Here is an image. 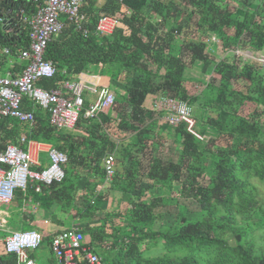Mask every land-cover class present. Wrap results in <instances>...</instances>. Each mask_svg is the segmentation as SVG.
I'll use <instances>...</instances> for the list:
<instances>
[{
    "label": "trees",
    "instance_id": "obj_1",
    "mask_svg": "<svg viewBox=\"0 0 264 264\" xmlns=\"http://www.w3.org/2000/svg\"><path fill=\"white\" fill-rule=\"evenodd\" d=\"M42 2L16 0L6 33L0 24V54L6 48L14 57L28 48L23 15ZM79 12L81 30L64 19L63 30L48 42L43 60L53 64L55 74L37 85L53 90L90 67L105 68L107 86H116L121 95L100 124L79 119L71 130L84 123L102 141L98 130L104 125L115 129L119 143L121 131L127 130L138 139L153 140L157 127L144 123L150 113L143 105L160 95L183 103L194 130L207 138L194 142L185 124L164 126L156 141L172 137L180 148L178 159L150 157L144 168L130 152L119 151L118 165L120 159L127 164L122 174L114 172L110 188L119 193L121 210L108 215V225L102 221L94 230H80L89 237L90 252L98 255L93 247L108 240L114 255L105 261L98 255L102 264H264V66L232 55L218 59L216 54V43L222 54L237 44L251 55L264 51V0H82ZM104 16L115 25L99 34L96 22ZM3 62L0 55V68ZM191 82L202 87L199 93L186 88ZM245 106L252 109L242 116ZM27 107L33 123L0 119V144L24 136L65 149L57 146L64 137L53 135L46 113L31 103ZM126 114L132 124L125 121ZM72 144H64L69 163L74 161ZM113 148L110 143L109 151ZM140 169L151 186H137ZM94 174L105 177L100 168ZM66 180L64 176L59 185L42 187V192L49 191V200L64 213L80 205L76 217L87 219L88 201L82 196L75 201L76 188ZM43 244L48 246L50 238L42 236Z\"/></svg>",
    "mask_w": 264,
    "mask_h": 264
},
{
    "label": "built area",
    "instance_id": "obj_2",
    "mask_svg": "<svg viewBox=\"0 0 264 264\" xmlns=\"http://www.w3.org/2000/svg\"><path fill=\"white\" fill-rule=\"evenodd\" d=\"M81 5L82 0H43L30 15H23L29 33L28 48L19 52V59L25 65L20 75L16 77L0 76V118H13L21 122L32 121L31 113L20 110L22 101L27 100L47 111L49 123L53 128L71 130L79 119L92 121L99 113L113 106V95L103 88L96 89L94 86L89 89L96 95V100L84 108L81 94L86 86L82 84L66 82L61 86L64 93L58 90L46 91L36 85L39 80L51 79L55 74L53 64L44 61L43 54L51 38L57 36L64 28L59 17L63 16L65 21L81 30L83 21V16L79 12ZM114 25L113 19L100 17L96 22V31L99 34H106ZM2 53L9 55V50L4 48ZM155 101L152 103L155 109L168 113L165 119L169 125L185 124L187 132L194 135V122L188 116L189 109L184 104L164 97H159ZM23 142L20 139V143ZM48 156L49 166L34 171L31 170L32 162L26 151L11 145L0 150V207L10 203L16 192H25L30 186L33 187V192L38 194L42 187L62 182L66 156L54 150L50 151ZM102 166L105 180L108 182L115 172L113 157L106 155ZM1 229L0 222V232ZM40 242L41 236L37 232H13L3 240V248L6 254L18 256L21 264H34L26 260L25 252L36 250ZM49 247L57 264H100L99 259L87 247L84 236L77 229L56 235Z\"/></svg>",
    "mask_w": 264,
    "mask_h": 264
},
{
    "label": "crops",
    "instance_id": "obj_3",
    "mask_svg": "<svg viewBox=\"0 0 264 264\" xmlns=\"http://www.w3.org/2000/svg\"><path fill=\"white\" fill-rule=\"evenodd\" d=\"M24 1L26 3H29L32 0H24ZM3 49H2L0 55H1L2 59L4 60V62H3L4 65L0 68V76L1 77H4V76L16 77V76L20 75L25 64L22 60L19 59V53H17L16 56H14V57L13 56L9 57L10 55H4L2 53ZM15 66H17V67H15ZM86 75H88V74L85 73L84 75H80L75 80L69 82V83L82 84L83 86H86L83 89L82 94H81L82 99H83V103H84V108L91 105L87 102L85 97L83 98V95H85L84 94L85 91H88L91 93V91L89 90L91 87L95 86L96 89L103 88L109 92V87H108L109 84L105 81L106 79L104 77H96L92 81H87L86 79L82 78ZM64 83H66V82H64ZM107 84H108V86H107ZM37 86L44 89L43 87H41L39 85H37ZM61 86L56 88V89H53V90H58L61 93H64ZM46 91H49V90H46ZM109 93H111V92H109ZM111 94L113 95V98H114V105L111 108L106 109L103 112L99 113L97 115V117L94 120H92V121H94V123L100 124V122H101L100 117L105 116V114L108 112V110L114 108V106L116 105L115 104V95H114V93H111ZM159 96L160 95H156V96H154L153 99H149V100L147 99L143 105V108L145 110H148L150 113V117L148 118V121L145 124L149 127H152V124L155 122V125L157 127V131H156V134H155L153 140L150 139L148 141L147 136H145V137L142 136L138 139L136 134L131 132V130H127V131H121L123 133L122 134L123 138L120 139V141H121L120 143L118 141V138L115 137V135H114L115 129H112V127L105 129V126L102 124H101L102 127L100 128V130H98V133L102 131V133L105 137V139L102 141L97 140L96 139L97 136L92 137V134L94 135L96 133L90 134V130H88L85 127V125H83L84 123H80L81 125H80V128L78 129L80 136L73 138L71 136L70 130H68V129H67L68 131L67 130H59V129L53 128L50 125L49 115H48L47 111L42 110L40 107H38L37 105H35L34 103H32L30 101L23 100L21 103V106L23 105V107H26V108L22 109L20 107V110L22 112L31 113L33 116L32 111L27 110V108H28L27 106L29 103L35 105L36 107H38V109L40 111H42L43 113H46V118H47L49 126L55 130L53 135H57V136L61 135L64 137V140L60 139L62 143L59 142L57 144V146H60V148H61V146L63 145V148L66 149V146L64 144H67L70 142L74 144V145L73 144L72 145L75 147V149H71L73 154H74V157H73L74 161H72V163H69L68 159H67V162L63 168L64 176H65V178L67 177L65 184H67L68 186H69V184L70 185L72 184L73 186H75V188H76L75 192H74L75 201H76V198H78L79 196H82L84 199H86L87 195H89L90 199L88 200V203H89V206L91 208H93V210L88 207L87 211H88V213L91 214V216H89L87 219H84V220L78 219L76 217V213L78 211H82L80 205H75V207L68 209L64 213L59 205L54 204V203H56V201H50L49 200V197H48L49 191H47V192L43 191L42 192L43 189L41 188L40 193L35 194L33 192V187L30 186L26 189L25 192H16L14 194L12 201L10 203L4 205V206H6V208L9 207V208H13L16 210V212L25 220V222L22 226H27V228H26L27 230L10 231L9 228L4 226L5 221H4L3 216L0 217V222L2 223V229L1 230L3 232L5 231L6 233H8L7 236L13 232L34 231V232L39 233L41 237L44 236V237L50 238V242H51L52 238L55 237L56 235L63 233V232H66V231H69V230H72V229H78L79 231L80 230L82 231L85 229L94 230V229L98 228L99 223L102 221L103 222L105 221V225H108V223H107L108 221L106 220L108 218V215L111 213L117 214V212L120 211L121 209L119 208V206L117 207V203H118L117 201H118L120 195H119V193L113 191L110 188L111 180L106 182L105 177L103 179H101L100 177H98L94 174L95 168H100L103 171L102 161L106 155H111L113 157V159H114V170L117 172H120V174H122V172H123L122 168L124 166H126L127 162L126 161L122 162V160L120 159V166L118 165L119 161L117 158L119 157L118 156L119 151L122 152V151L126 150V151L130 152L131 156L134 157L135 160L139 161L142 168H144L145 165L149 162L150 157L159 158L161 160H168V161L172 160L173 162H176V160L174 161L171 158H169V159L167 157H166V159L163 158L159 152V150L161 151V148H163L164 143H167L166 141H168V143H171V145L173 146L172 151H176L175 147L177 146V143L174 142L173 138L168 137L165 140H157L156 141V135L159 134V132H160V134L162 133V131L160 130L161 126L167 127L166 124L162 123L161 118H166V115L168 114V113H163V112L158 111L157 109H155V107H154L155 105L152 104V103H154L155 99L157 100L159 98ZM164 99H168V100H172V101L177 102V103L178 102L181 103L180 101H176V100L171 99L169 97H164ZM24 101H26L27 103L25 102L23 104ZM127 116L128 115L126 114L125 115V121L132 124L131 119H128ZM0 119H3V118H0ZM9 119H13V118H9ZM15 120L20 122V123H33L34 122V116H33L32 121H30V122H21L17 119H15ZM119 120L120 119L117 117L116 121H115L116 125L118 124V122H120ZM92 121L90 122L91 124H92ZM158 128H160L159 129L160 131L158 130ZM194 132L196 134H198V132H196L195 130H194ZM20 139H22L24 142L20 143ZM110 143L114 145V148L111 152L109 151ZM157 143H158V145H157ZM51 144L52 143L43 141L42 139H31L30 140L28 138H24V136H19L15 139L10 138L6 142L1 143L0 144V150H3L6 146L11 145V146H14V147L21 149L22 151H26L29 154L31 162H32L31 170L37 171L40 169H45L49 166L50 160H49L48 153L52 150L64 154L67 158V153H66V151H64L65 149H61V151L56 150ZM154 144L159 146V148H157V146H154ZM149 148L152 150L149 151ZM79 169L82 170V172H83L82 174H84L83 176H79L76 173V171ZM139 172L140 173H138V175H140V176L136 180L137 186L138 185H142L144 187L150 186V185H146V184H149L150 182L144 178V170L140 169ZM93 184H95V185L92 187ZM105 185H108L109 187H107ZM45 189H47V187H45ZM68 190H69V187L67 188V191ZM146 193L148 194V192H146ZM30 196L34 197V199L33 200L29 199ZM41 197H44V200L47 203V205H48V203H52V204H49L50 207H48L50 209L48 214H47L48 217H46L44 212L38 213V210L36 207L38 206V208H39V204H37V202H36V204L33 203L34 200L38 201V198H41ZM97 199H100V201H97ZM52 210H53V213H51ZM36 218H38V220L36 222L38 223L39 228L33 225ZM119 226H120V223H119ZM5 238L0 239V264H11L8 262V259H11V258H14V262L12 264H21L18 256L5 253L4 248H3V240ZM84 239H85V242L87 244V247L92 250V248L88 245L89 244L88 235H85ZM109 243L110 242L107 240V242L104 241L102 244L96 243L95 245L98 246V249L101 250L102 248H100V247H104V248L108 249ZM49 246H50V244L47 246L48 251L54 259V264H57V261L54 258L53 254L51 253ZM93 249L96 250L95 247H93ZM33 251H35V250L25 252V257H26V260L31 261L32 263L36 264V262L33 260L32 255L30 253ZM94 255L99 259L98 255H96L95 253H94Z\"/></svg>",
    "mask_w": 264,
    "mask_h": 264
},
{
    "label": "rangeland",
    "instance_id": "obj_4",
    "mask_svg": "<svg viewBox=\"0 0 264 264\" xmlns=\"http://www.w3.org/2000/svg\"><path fill=\"white\" fill-rule=\"evenodd\" d=\"M98 3H101V2H98ZM234 8V5H232L231 6V9H233ZM64 17L63 16H60L59 17V20L62 22V21H64ZM190 24H192V23H190ZM190 28H191V25H189V26H187L184 30H186V33L185 34H187L189 31H190ZM184 34V35H185ZM217 45H218V49H217V55H218V59H222L224 56L226 57V56H230V55H234V58H237V57H241V58H243V59H245V58H248V57H250V55L245 51V50H241V48H240V44H237V47L235 48V49H231V51L229 52V53H224V54H222V52H221V47H220V43H217ZM264 52V51H263ZM220 56V57H219ZM223 56V57H222ZM257 56H260V53L257 55ZM10 57V56H9ZM8 57V58H9ZM261 57H264V55H261ZM257 58V57H256ZM262 71H264V69H262ZM85 73H87L88 75H86V76H84V77H82V78H84V79H86L87 81H92V80H94V78H96V77H102V76H105V68H103L102 70L101 69H99V68H96V67H90L89 68V70H87V72H85ZM214 77H217V76H214ZM203 80H205L206 81V79L205 78H203ZM216 80H217V78H216ZM186 88L191 92V93H193V94H197V93H199V91L202 89V87L201 86H199L198 84H196V83H193V82H191L190 83V85L188 84V85H186ZM109 92H111V93H114V95H115V98H117L118 96H120L121 94V92L118 90V88L116 87V86H114V85H111L110 87H109ZM85 95H83V98L85 97V99L87 100V102L89 103V104H93L94 102H95V100H96V95H94V94H91L90 92H88V91H85V93H84ZM124 94V93H123ZM117 100L118 101H120V99H118L117 98ZM127 105H128V103H124V106H125V108H129V107H127ZM246 107V106H245ZM243 108V109H241L240 110V114L242 115V116H246V114L252 109V107L251 106H248V107H246V108ZM145 122H147V121H145L144 120V123ZM163 127L164 126H161V129L160 130H163ZM165 128L167 129V127L165 126ZM79 128H76V129H74V130H70V133H71V136L74 138V137H79L80 135H79V130H78ZM68 131V130H67ZM165 131V130H164ZM163 131V132H164ZM81 134V133H80ZM203 137H205L204 135H202ZM194 140V139H193ZM197 142V140H194V142ZM167 143H164V146H163V148H161V151L159 150V152H160V154L162 155V157L163 158H165L166 159V157L169 159V157L168 156H171V158L173 159V160H176V159H178L176 156H177V154L174 152V151H172V149H173V147H170L171 146V144H168V141H166ZM203 142V141H202ZM157 145H158V143H157ZM157 145H155L154 144V146H157ZM176 146V145H175ZM157 148H159V146H157ZM176 148V151L177 152H179V150H180V148L178 147V146H176L175 147ZM165 149H168V151L166 150V152H165ZM171 149V150H170ZM152 149H150L149 148V151H151ZM76 173L79 175V176H83L84 174H82L83 172H82V170L81 169H79V170H77L76 171ZM75 173V174H76ZM71 175V174H70ZM146 185H152V184H146ZM105 186H107V187H109L108 185H105ZM157 190L158 189H155V192H157ZM147 190H145V192H146ZM151 193H149L148 192V194L146 193V195L148 196V195H150ZM46 198V197H45ZM29 199H31V200H33L34 199V197H31L30 196V198ZM90 198H89V195H87V197H86V202L89 200ZM97 201H100V199H97ZM36 202H37V204H39V208H38V206L36 207L37 208V210H38V213L39 212H44L45 213V215H46V217H48V212H49V208L48 207H50L49 206V203H48V205H47V203L45 202V200H44V197H41V198H38V201H33V203L34 204H36ZM54 204H56V203H54ZM188 207H189V209H192L193 208V205H188ZM92 210H93V208H91ZM43 213V214H44ZM51 213H53V210H52V212ZM5 214V215H4ZM1 216H3L4 217V226H6L7 228H9L10 229V231H18V230H27L26 228H27V226H22L23 224H24V222H25V220L16 212V210L15 209H13V208H6V206H4V205H2L1 207H0V217ZM38 220V218H36L35 219V222L33 223V225L34 226H36V227H38V223L36 222ZM81 220H84V219H81ZM39 228V227H38ZM84 233L85 234H87L85 231H84ZM7 234L8 233H6L5 231L3 232L2 230H1V233H0V239H3V238H5L6 236H7ZM120 235H122L121 233H119V235H118V237L120 236ZM97 248H98V246H97ZM100 248H102L101 250H99V249H96V253L99 255V257L103 260V261H105V260H109L113 255H114V251L113 250H108V249H106V248H104V247H100ZM31 253V255H32V258H33V260L36 262V264H54V259H53V257L50 255V253H49V251H48V247L45 245V244H43V245H41L38 249H36L35 251H33V252H30ZM102 264V263H101Z\"/></svg>",
    "mask_w": 264,
    "mask_h": 264
},
{
    "label": "clouds",
    "instance_id": "obj_5",
    "mask_svg": "<svg viewBox=\"0 0 264 264\" xmlns=\"http://www.w3.org/2000/svg\"><path fill=\"white\" fill-rule=\"evenodd\" d=\"M210 41H216V40H214V38H211L210 39ZM217 44V43H216ZM246 51V50H245ZM249 55H250V57H248V58H245V59H251L252 61H254V62H256V63H259L260 65H262V66H264V62H262V61H264V57H261V55H264V52H260V56H257L258 54H255V55H251L248 51H246ZM229 53V52H228ZM217 54V53H216ZM232 56H234V55H232ZM257 57V58H256ZM237 58H239V57H237ZM241 58V57H240ZM241 59H243V58H241ZM114 105V104H113ZM161 121H162V123L163 124H166L167 126H169V124L167 123V121H166V119L165 118H161ZM194 122V121H193ZM178 125H182V124H178ZM184 130H185V133L189 136V137H191V138H193L194 140H197L198 142H202V141H205L207 138L206 137H203L202 135H200V134H196L195 132H194V124H193V132H194V135H192V134H189L188 132H187V130H186V127L184 128ZM168 144H171V143H168ZM170 147H173L172 145L170 146ZM166 150L168 151V149H165V152H166ZM171 150V149H170ZM176 154H177V151H174ZM169 158H171V156H168ZM177 158H178V155L176 156ZM172 159V158H171ZM177 160V159H176ZM78 230V229H77ZM79 231V230H78ZM80 233H81V231H79ZM82 234V233H81ZM83 235V234H82Z\"/></svg>",
    "mask_w": 264,
    "mask_h": 264
},
{
    "label": "water",
    "instance_id": "obj_6",
    "mask_svg": "<svg viewBox=\"0 0 264 264\" xmlns=\"http://www.w3.org/2000/svg\"><path fill=\"white\" fill-rule=\"evenodd\" d=\"M16 0H0V17L2 18L1 29L4 32L8 31L9 20L7 19V15L11 13V8L13 7ZM16 17L19 18L20 14H16Z\"/></svg>",
    "mask_w": 264,
    "mask_h": 264
}]
</instances>
